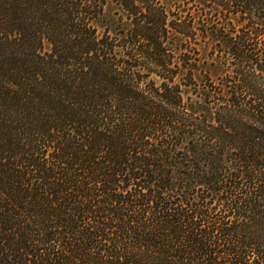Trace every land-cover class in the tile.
Listing matches in <instances>:
<instances>
[{
    "label": "trees",
    "instance_id": "trees-1",
    "mask_svg": "<svg viewBox=\"0 0 264 264\" xmlns=\"http://www.w3.org/2000/svg\"><path fill=\"white\" fill-rule=\"evenodd\" d=\"M0 264H264V0H0Z\"/></svg>",
    "mask_w": 264,
    "mask_h": 264
}]
</instances>
